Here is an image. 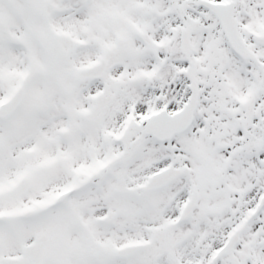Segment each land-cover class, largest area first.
Instances as JSON below:
<instances>
[{"label":"snow or ice","instance_id":"1","mask_svg":"<svg viewBox=\"0 0 264 264\" xmlns=\"http://www.w3.org/2000/svg\"><path fill=\"white\" fill-rule=\"evenodd\" d=\"M0 264H264V0H0Z\"/></svg>","mask_w":264,"mask_h":264}]
</instances>
